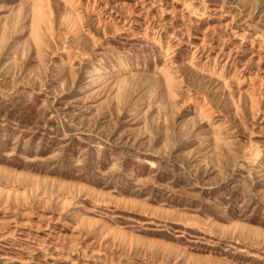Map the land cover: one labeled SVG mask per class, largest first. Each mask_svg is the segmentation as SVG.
Masks as SVG:
<instances>
[{
  "label": "rangeland",
  "instance_id": "rangeland-1",
  "mask_svg": "<svg viewBox=\"0 0 264 264\" xmlns=\"http://www.w3.org/2000/svg\"><path fill=\"white\" fill-rule=\"evenodd\" d=\"M0 264H264V0H0Z\"/></svg>",
  "mask_w": 264,
  "mask_h": 264
},
{
  "label": "bare ground",
  "instance_id": "bare-ground-1",
  "mask_svg": "<svg viewBox=\"0 0 264 264\" xmlns=\"http://www.w3.org/2000/svg\"><path fill=\"white\" fill-rule=\"evenodd\" d=\"M30 2H31V5L34 7V9L43 5V0H30Z\"/></svg>",
  "mask_w": 264,
  "mask_h": 264
}]
</instances>
